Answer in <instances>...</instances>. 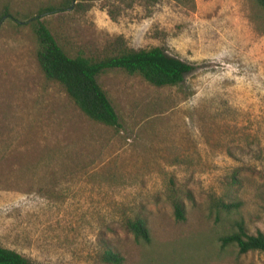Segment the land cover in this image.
Wrapping results in <instances>:
<instances>
[{
    "label": "rangeland",
    "instance_id": "374dc122",
    "mask_svg": "<svg viewBox=\"0 0 264 264\" xmlns=\"http://www.w3.org/2000/svg\"><path fill=\"white\" fill-rule=\"evenodd\" d=\"M63 0H0V246L32 264H264L222 249L264 233V10L255 0H74L40 18L70 56L161 47L190 64L176 86L108 70L119 118L90 121L45 79L28 18ZM185 207L176 221L171 194ZM237 203L231 212L214 201ZM146 220L149 243L125 228Z\"/></svg>",
    "mask_w": 264,
    "mask_h": 264
},
{
    "label": "trees",
    "instance_id": "16d2710c",
    "mask_svg": "<svg viewBox=\"0 0 264 264\" xmlns=\"http://www.w3.org/2000/svg\"><path fill=\"white\" fill-rule=\"evenodd\" d=\"M74 0H63L59 9L48 7L36 16L28 18V24L34 34L37 49L36 60L46 80L58 83L73 101L76 107L92 122L111 127L119 126V118L105 91L97 82L102 73L120 69L129 75H139L155 87L176 86L183 82L192 66L182 60L168 55L161 47L149 49H122L117 54L103 56L68 55L40 20L43 15L57 10H65ZM264 10V0H255ZM173 214L176 221L185 220V207L178 195L171 194ZM214 207L220 211L231 212L239 204L214 201ZM126 230L138 243H149L150 233L147 222L142 217L128 218ZM222 249L235 247L239 254L258 251L264 253V233L254 235L247 233L241 221L235 222L234 230L218 238ZM105 264H121L123 258L113 249L107 247L102 253ZM0 264H32L18 252L0 246Z\"/></svg>",
    "mask_w": 264,
    "mask_h": 264
}]
</instances>
